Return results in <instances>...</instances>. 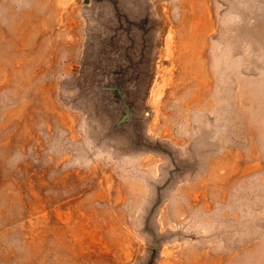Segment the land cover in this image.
I'll use <instances>...</instances> for the list:
<instances>
[{"label":"rangeland","instance_id":"1","mask_svg":"<svg viewBox=\"0 0 264 264\" xmlns=\"http://www.w3.org/2000/svg\"><path fill=\"white\" fill-rule=\"evenodd\" d=\"M0 264H264V0H0Z\"/></svg>","mask_w":264,"mask_h":264},{"label":"bare ground","instance_id":"2","mask_svg":"<svg viewBox=\"0 0 264 264\" xmlns=\"http://www.w3.org/2000/svg\"><path fill=\"white\" fill-rule=\"evenodd\" d=\"M159 93V92H158ZM158 101V100H157Z\"/></svg>","mask_w":264,"mask_h":264}]
</instances>
